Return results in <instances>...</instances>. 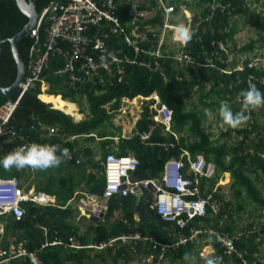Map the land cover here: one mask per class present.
I'll return each mask as SVG.
<instances>
[{
	"label": "trees",
	"instance_id": "trees-1",
	"mask_svg": "<svg viewBox=\"0 0 264 264\" xmlns=\"http://www.w3.org/2000/svg\"><path fill=\"white\" fill-rule=\"evenodd\" d=\"M202 3L196 5L195 10L191 4L189 7L195 11L192 20V38L188 40L185 51L195 59V63H187V69L182 68V63L178 60L165 57L160 58V63L165 75L160 71H155L145 65V61H154V56L141 52L137 55L138 64L128 65L124 79L121 83L118 81L112 84L111 81L104 86L99 84V76L96 77V83L90 85H78L75 88L70 85V80L66 74L57 73L63 65L62 58L50 56L48 65L45 68L41 80L37 81L34 86L29 88L22 96L17 109L10 121L16 129L29 136L31 142L50 143L57 138L53 136L46 137V126H58L62 133L69 136L80 135L87 143H96L98 141V152L88 145H81L79 141L74 143L60 142L62 150L64 147H77L80 153H84L83 163L68 162L66 157L60 165L52 166L47 169H37L38 175L41 176L42 183L38 190L45 191L49 194L56 195L58 206L36 207L31 203H25L27 214L21 220L9 217L6 227V239L3 246L9 245V237L16 240H26L27 247L30 250L39 251L40 264H100L111 261L112 264H121L122 261H131L133 254L144 253L149 255L153 252L152 243L145 246L139 244L136 251L132 252L131 247L121 246L117 249L110 248L106 253L97 252L91 255V244L103 245L109 240L129 235L134 231H141L143 235L154 236L160 242H172V239L179 235L190 236L195 228L202 229V233L198 236L200 239L208 238L209 242L215 247L216 254L226 264H264L260 262L256 256L259 253V246L264 243V222H261L256 230L243 233L236 232V226L233 220V205L225 200L222 187L216 194V198L224 201L223 208L214 213L208 208L207 216H199L188 221L184 229H180L176 222L162 220L150 204L142 205L138 198L134 195L123 197H111L109 200L108 213L104 222L99 221L96 226H92L87 232L81 233L73 220L78 214V210L73 209L66 204L76 197L77 189L90 194L103 195L106 177H105V160L109 153H116L119 156L133 154L136 156L140 164L134 172L140 179H147L151 176L158 177L161 175L166 161L180 157L183 150L189 151L193 156L202 154L208 162L215 164L217 173L212 178L200 177V187L207 193L213 191L218 179L222 173L229 172L232 177L231 187L237 197L243 198L244 194L255 204L264 210V196L257 185L258 182L264 183V130L260 123L255 119L254 124L250 127L237 128L228 125L223 121L225 129L224 135L231 136L234 131L242 136L238 144L229 146L227 143L216 144L212 139V134L203 125L206 114L197 109H188V97L191 94L195 84H202L196 75L195 66L198 61L205 62L209 56H214L216 52L223 55V62L215 57L217 68L201 67L199 70L206 69L210 73L208 77L211 82V88L207 95L201 96V101L207 104L204 99L211 94L220 96L229 102L228 105L234 111H241L243 101L239 98L243 97V90L255 84L261 90H264V84L260 81L264 75V70H256L250 68L247 58L245 65L246 70L243 72L234 71L227 73L229 63L226 62L227 56L223 54L219 44L224 43L231 51V42L236 34L235 23L232 18L243 12L244 0H201ZM53 0H36L37 10L40 13L49 6ZM208 2H220L228 6L226 11L221 8L217 10L215 18L211 21L197 26L201 14L207 16L209 10L205 4ZM176 15L180 11L181 0H172ZM205 3V4H204ZM203 4V5H202ZM152 8H157L156 2L151 3ZM198 8L201 10L198 12ZM155 19H148L146 23L153 24L155 27L162 25V12L157 9ZM124 24L129 22L126 13L122 14ZM179 22H175L179 24ZM29 22V18L20 10L16 0H0V86L10 87L17 77V65L13 56L12 46L9 41L11 37L16 35ZM264 28V24L260 23ZM49 23L46 21L42 24L39 36L40 45L46 40ZM151 37L158 43V37ZM264 40V37L262 38ZM36 38L32 35L25 37L19 44L20 53L28 68L30 60L31 48L35 45ZM215 42L216 44H213ZM255 42L242 48V51H253ZM118 45L122 44V38H119ZM141 47L145 50L152 49L150 43L143 42ZM234 48H236L234 46ZM233 48V50H234ZM232 52V51H231ZM167 54V52H164ZM169 54L175 55L176 51H170ZM131 56H134L131 50ZM235 62V61H234ZM237 62V61H236ZM235 62V63H236ZM183 63V64H184ZM187 71V72H186ZM254 76L253 79H249ZM49 85L48 93L51 97L61 98L62 100H70L82 106L85 99L88 104V114L86 119L75 122L72 116L57 107L56 100H44L39 98L42 94V85ZM46 90V89H45ZM159 92L162 101L173 110L172 130L173 132H164V126L157 125L152 120V113L149 107H144L141 117L138 119L133 131L132 137H123L122 128L117 127L113 123V119L121 107L124 97L135 98L137 96L149 97L153 92ZM20 92L7 97L0 93V108L9 100H17ZM140 98H137L131 104L135 109L140 107ZM151 103V102H150ZM219 103V102H216ZM214 102V104H216ZM219 105V104H218ZM80 112L84 113V109L80 107ZM135 112V111H134ZM220 118L222 115L220 114ZM157 125V126H156ZM154 127L149 142L141 141V134L150 131ZM188 126L191 134L196 139L189 142L182 134L185 127ZM114 130H113V129ZM263 130V131H262ZM175 133L178 135L176 138ZM130 135V134H128ZM116 137L119 141H116ZM173 143L174 146L165 148L164 143ZM17 144L0 138V158H3L10 151L14 150ZM100 155L99 163H96L97 155ZM89 167H98L101 173H87ZM35 169L26 166L18 169L15 166L5 168L0 164V178H19L22 175L30 177L29 171ZM57 170L58 174H48L51 170ZM254 175V178L251 177ZM208 180L211 183L208 184ZM24 185V183H23ZM28 187V186H27ZM30 188V187H28ZM83 188L87 190L84 191ZM140 204V205H139ZM66 207V208H64ZM140 209V210H138ZM144 212H138L142 211ZM239 210H244V206H239ZM117 211L122 216L116 220ZM136 215L140 216V220H136ZM263 214H260L261 219ZM186 218V215L183 216ZM208 228H207V227ZM48 229V236H45V230ZM206 227V228H205ZM212 227V228H209ZM252 223L250 228H254ZM209 230H215L220 233H229L230 235H239L236 241L237 249L245 253V259L234 254L233 259L226 255L225 249L218 242L216 234L210 235ZM173 231V235H169ZM91 233V234H90ZM74 237L81 242L84 248L72 249L70 238ZM263 237V238H262ZM61 239V243L53 242L47 248L42 249V245L50 239ZM258 238H262L260 244L256 243ZM174 241V240H173ZM198 242V241H197ZM196 240L182 245L177 250H171L165 253V259L170 258L172 262L185 261L193 249L196 247ZM152 248V249H151ZM160 251V250H159ZM159 251H155L158 260ZM199 260L206 264V258L198 256ZM15 262L14 264H16ZM24 264H30L24 262Z\"/></svg>",
	"mask_w": 264,
	"mask_h": 264
},
{
	"label": "built area",
	"instance_id": "built-area-1",
	"mask_svg": "<svg viewBox=\"0 0 264 264\" xmlns=\"http://www.w3.org/2000/svg\"><path fill=\"white\" fill-rule=\"evenodd\" d=\"M153 1L156 2L157 8L151 7ZM171 1L53 0L40 13L37 28L31 33L36 38V42L30 51L28 68L24 82L21 84V93L17 100H9L0 108V138L17 144L15 149L32 143L29 140V136L16 129L11 125L10 121L24 93L34 86L37 81L41 80L50 56L62 58L64 63L57 73L66 74L70 80V85L74 88L87 82L96 83L97 76H99V84L104 86L109 80L112 84H115L116 81L121 83L127 66L138 64L137 55L141 52L148 53L154 56L155 59L154 61H145L139 64L155 71H160L162 75H165V73L162 69L160 58L171 57L179 62L195 63V59L184 50L188 41H182L176 35L177 24L172 20V17L178 18L175 13L177 6L172 5ZM192 3L195 4L194 8H196V5L202 3V1L181 0L179 6V13L186 15L188 20L186 25L190 26H192V20L195 15V11L189 7V4ZM205 7L209 10V14L207 16L201 14L197 26L214 19L217 10L220 8L223 11L228 9V6L220 2H208ZM157 9L162 12L163 22L162 25L155 27L153 24L146 23V21L156 18ZM197 11L200 12L201 10L198 8ZM123 13H126L129 18V22L126 24L122 21ZM46 21L49 23V28L42 47L40 45L39 31L42 24ZM129 28L131 29L130 34L127 32ZM123 34H125L126 45L134 50V56L127 53L124 46H111L108 42L111 36H121ZM151 34L154 37H158L156 45V40L151 37ZM169 36L175 42H182V51L175 55L169 54L171 50L166 42ZM143 42L150 43L152 49H143L141 47ZM213 44L216 43L213 42ZM219 46L224 54L228 53L227 45L220 43ZM164 52H167V54ZM214 56H217V60L224 61L223 55H220L219 52H216ZM214 56H209L205 62H197L195 66L197 74L198 69L201 67H218ZM262 63H264V56H259L252 59L248 66L258 70L264 69V66H260ZM245 68L244 64H238L234 70H243ZM231 72L228 71V73ZM151 99L155 100L153 104H150V108L156 110L154 120L157 123L164 124L166 131H171L172 109L162 103L159 94L156 92L151 97L146 98L148 101ZM246 113L250 114L249 119H251L249 108H247ZM47 130H49L50 135L60 136L63 142H71L75 139L73 136L61 135L60 128L57 126L48 127ZM151 135V131L144 132L141 134V140L146 143ZM47 144H55L58 149L62 147V143L59 141H52ZM163 146L168 149L173 144L165 143ZM67 148H69L71 153L70 158L67 157V159L80 162L77 148L70 146ZM186 155L191 164L188 172L193 174L194 178H190L183 172L185 162L182 159H170L165 163L160 179L150 178L143 180L135 178L132 174L138 169L139 159L133 156H117L114 153H110L106 158V188L104 194L103 196H93L92 200L103 207H107V202L111 197L125 196L130 193H140L139 195L142 196L144 195V189H151V184H153L160 193L153 207L164 221L176 222L180 229H184L188 221L196 216H207L209 207L214 213H218L225 205L222 199L216 198L222 181L220 180L216 184L212 192L207 193V188L203 190L200 187L201 180L197 174V172H200V175L212 177L215 173V167L208 165L207 169L206 160L201 155L196 158L190 157L188 152H186ZM4 187L10 188V190H6ZM173 188L179 194L171 193ZM194 197L198 198L195 199ZM24 202L44 206L53 204L55 198L35 188L27 189L19 178H0V215L13 214L20 220L26 214V209L23 207ZM178 204L179 207H177ZM183 215H186L187 219H184ZM202 231L200 228H195L192 235H179L177 239L173 238L171 243L160 242L154 236H144L140 231H134L129 235L111 239L103 245L96 246V248L107 250L118 243L121 246L131 247L136 250L140 243L149 242L152 243L153 250L159 251L160 249L161 254L158 261H156L154 255L145 258L147 264H162L167 251L177 250L190 241L196 240V242H199L200 238L198 236ZM4 233L5 226L0 221V242H2ZM208 233L210 235L216 234L217 240L225 249L224 253L226 255L232 256L237 253L240 258L245 259V253L240 252L236 246V241L240 235H230L229 233H220L215 230H209ZM169 235H173V231L168 233V237ZM71 241H75L74 238H71ZM55 243H59L58 240ZM74 245H76V242ZM80 247L77 244V248ZM21 259L29 261L30 264L40 263L37 254L27 248L26 241L11 242L8 247L0 244V264H11ZM226 263L223 260V264ZM245 264H248L246 260Z\"/></svg>",
	"mask_w": 264,
	"mask_h": 264
},
{
	"label": "rangeland",
	"instance_id": "rangeland-1",
	"mask_svg": "<svg viewBox=\"0 0 264 264\" xmlns=\"http://www.w3.org/2000/svg\"><path fill=\"white\" fill-rule=\"evenodd\" d=\"M193 6L192 8L195 9V4H191ZM193 12V11H192ZM178 18L172 17V20L174 22H178L179 19L182 21L180 23L186 24L187 17L185 14L179 13ZM232 22L235 23V29L236 34L234 36V40L231 42V51H228V56L231 58V60L234 59L236 64H242L247 58H254L259 56H264V40L262 38L264 37V28L260 26V23L264 24V0H244L243 5V12L237 16H234L232 18ZM168 44V48L171 51L180 52L182 47V42H175L174 39H171L169 36L166 40ZM255 42V49L253 51H242V48L252 44ZM230 45H227V48ZM234 46L236 48H234ZM234 48V50H233ZM184 70L187 69V64L181 65ZM260 66H264V63H262ZM187 72V71H186ZM196 77L202 81V84H195L193 90L191 91L190 96L188 97V109H197L198 111H202L206 115L203 121V125L205 128L211 132L212 139L216 144H222L227 143L229 146H232L234 144H238V142L242 139V136L238 134V132L234 131L231 136L224 135L223 132H225L226 127L224 128L223 125V119L220 118L221 114V107L223 104H229V102L225 99H222L220 96L211 94L208 97L204 99V101L207 104H204L201 101L202 95H207L211 88V82L209 81L208 77H210V73L206 71V69L199 70V74L196 75ZM48 98V97H44ZM50 100V99H45ZM66 103L58 100L57 101V107L61 108L66 113L70 114L68 111L73 108V111L79 114L78 111V105L74 102L66 99L63 100ZM214 102H219L214 104ZM74 103V104H72ZM219 104V105H218ZM76 106V107H75ZM82 109H84V113H81L78 119L71 115L73 120L75 122H79L81 120H84L87 117V114L89 112L88 110V104L86 100L82 101V106H80ZM123 108H124V114H120L121 116L118 118L117 116L114 117L113 123L115 126H120V123L125 124V129L122 131L123 136H127L128 134H131L133 131L131 130L133 127V116L135 115L136 109L130 102H124L123 101ZM79 113H78V112ZM253 113L254 118L248 119L247 121H244L241 123V125L237 126V128H245L248 127L251 123L252 119H257V121L260 123L264 130V105H258L253 107ZM132 123V124H130ZM113 129V128H112ZM114 130V129H113ZM262 130V131H263ZM189 142L196 139V137L191 134V131L189 130L188 126L185 127L183 133H182ZM131 136V135H129ZM80 140L81 143H85V140L83 137H81ZM117 141V140H116ZM98 142V141H97ZM94 149L98 152V143H95ZM100 159V155L98 154L96 157V160ZM97 173H101L99 168L95 170ZM53 173L54 175H57V170H51L48 174ZM30 177L27 178V175H22L21 180L23 181L25 187H36L39 188V186L42 185L40 182L41 176L38 175L37 169H32L29 171ZM251 177L254 178V175L251 174ZM224 180L221 182L224 186L221 189V192H223V195L225 196V200L227 202H230L233 205V220L236 226V232L237 233H243V231L246 229L247 231H254L256 228L259 227L261 222H264V216L261 219L260 214L262 213L264 215V210L259 205L252 202L250 199L246 197L244 194L243 198L237 197L234 193L232 185V179L230 176V173L224 175ZM211 183L210 180L207 181ZM257 185L262 191V195L264 196V183L258 182ZM86 189V188H83ZM85 191V190H84ZM77 197L76 199H78ZM88 198H85L84 200H87ZM146 201L143 198L139 199V202ZM94 202V201H93ZM88 209L85 211L86 214L90 213L91 211H94V207L89 205V202H87ZM244 206V210H239V206ZM146 206V205H145ZM79 217L83 214L82 211H79ZM108 213L107 207H102L100 214H97V216L93 215L92 218L88 219H81V221H77L76 219L73 220V223L75 226L78 227L81 233L87 232L92 226L98 225V220L104 222L106 219V215ZM122 216V213L117 211L116 213V220ZM138 215H136L137 218ZM254 223L255 227L250 228V225ZM207 227V226H206ZM205 227V228H206ZM208 228V227H207ZM212 228V227H209ZM91 234V233H90ZM263 238V237H262ZM262 238H258L256 240V243L260 244L262 242ZM196 247L193 249L192 253L188 256V258L185 261H176L172 262L170 258H167L165 261V264H204L199 260L198 256H202L204 258H207L209 256H215L216 250L215 247L212 245V243L209 242L208 238H203L199 242H196ZM258 260L260 262L264 263V243H261L259 246V253L256 254ZM100 264H112L110 260L107 262H103ZM121 264H147V261L143 257L142 254H133V259L129 262L122 261Z\"/></svg>",
	"mask_w": 264,
	"mask_h": 264
},
{
	"label": "clouds",
	"instance_id": "clouds-1",
	"mask_svg": "<svg viewBox=\"0 0 264 264\" xmlns=\"http://www.w3.org/2000/svg\"><path fill=\"white\" fill-rule=\"evenodd\" d=\"M175 31H176V35L182 40V41H188V40H190L191 38H192V35H193V32H192V29H191V26L190 25H186V24H184V23H179V24H177V26H176V29H175ZM127 32L130 34L131 33V29L129 28V29H127ZM30 36V35H29ZM119 38H122V44L123 45H118V42H119ZM125 34H123V35H121V36H111L109 39H108V42H109V44L111 45V46H116V47H125V51L127 52V53H129L130 55H131V50L133 51V54H134V50L132 49V48H129L127 45H126V43H125ZM188 43V42H187ZM185 48L186 47H184V50H185ZM170 49H171V47H170ZM182 47H181V51H182ZM178 52H176V54H177ZM224 54V53H223ZM226 56H227V58H225V60H226V62L227 63H229V67L227 68V70H223L224 72H227L228 73V71H232L231 73H233L234 71H239V72H244L245 70H246V68L245 69H243V70H234L237 66H238V64H236L235 62H234V59L233 60H231V58L228 56V53H226L225 54ZM255 58H257V57H254V58H250V62L252 61V59H255ZM246 61V60H245ZM245 61L242 63V64H244L245 65ZM182 64L184 63V62H181ZM249 64V63H248ZM245 67H247V65H245ZM26 70H27V67H26ZM256 70H258V69H256ZM259 70H264V69H259ZM196 71V70H195ZM198 71H199V69H198ZM253 77L254 76H250L249 77V79H253ZM263 78H264V75L262 76V78L260 79V81L264 84V82H263ZM90 83L91 82H87V83H85L84 85H90ZM45 85H47V83H43V85H42V94H45V93H48V90H46L47 92H45V89H44V86ZM18 92H20L21 93V88H20V90L18 91ZM156 93H158L159 94V92H157V91H155ZM155 92H153V93H155ZM153 93L149 96V97H151L152 95H153ZM42 94H40L39 95V98H40V96L42 95ZM49 94V93H48ZM50 95V94H49ZM159 96H160V94H159ZM149 97H143V96H137V97H135V98H133V99H131V98H128V97H124L123 99H122V103H121V107L118 109V111H117V114L115 115V116H121L120 114H124V111H122V110H124V108H123V101L124 102H130V103H132V102H134L137 98H140L141 100H140V107L138 108V109H136V111H135V115L133 116V122L132 123H134L133 124V127H132V131H134V128H135V126H136V123H137V121H138V119L141 117V113L143 112V110H144V107H149V109H150V111H151V113H152V120H154V114L156 113V110H154V109H151L150 108V104H153L154 102H155V100L154 99H151V100H146V98H149ZM243 97L244 98H242V97H240L239 98V100L240 101H243V108L244 109H242L241 111H234L233 109H232V107L230 106V105H228V104H223L222 105V107H221V115H222V118H223V121L224 122H226L228 125H230V126H232V127H237V126H239V125H241V123L242 122H244V121H247L248 119H249V115L250 114H247L246 112H247V108H249L250 109V112H251V118H254V113H253V107H255V106H258V105H264V90H261L260 88H258L255 84H252L249 88H247V89H245V90H243ZM160 98H161V96H160ZM41 99V98H40ZM42 100V99H41ZM42 101H44V100H42ZM161 101H162V98H161ZM44 102H46V101H44ZM151 102V103H150ZM162 103H164L163 101H162ZM165 104V103H164ZM167 105V104H166ZM160 106V105H159ZM173 111V110H172ZM65 112V111H64ZM206 115H209V114H206ZM155 121V120H154ZM254 119H252L251 120V123L250 124H254ZM131 123V124H132ZM155 123L157 124V125H160L161 123H157V121H155ZM249 124V126L248 127H250L251 128V125ZM156 125V126H157ZM162 126H164V132H168V131H166L165 130V125L164 124H161ZM48 127H51V126H46L45 127V129L47 130V128ZM58 127V126H57ZM154 128H155V126L153 127H151V129H150V131L152 132L153 130H154ZM60 132H61V130H60ZM149 132V131H148ZM169 132H173V130H172V123H171V131H169ZM61 135H64L65 133H60ZM66 136H69V135H67V134H65ZM131 136H129V135H127V136H123V137H132V135H133V132L130 134ZM44 136H46V137H49V136H53L54 138H57L55 141H59L60 142V140H61V142H63V140H62V138L60 137V136H57V135H50V132H49V130H47V134H45ZM73 137H75V139L74 140H72L71 142H69V143H74L75 141H77L79 138H81L82 136H80V135H72ZM72 136H69V137H72ZM175 136H176V138H178V135L175 133ZM151 138V137H150ZM115 139H117V142L119 141V138L118 137H116ZM150 140V139H149ZM54 141V140H53ZM142 141V140H141ZM143 142V141H142ZM149 142V141H148ZM51 143V142H50ZM96 143H98V142H96ZM143 143H145V142H143ZM147 143V142H146ZM165 144V143H164ZM164 144H162V146L164 145ZM166 144H169V145H171V144H173V143H169V142H167ZM173 146H174V144H173ZM72 148H77V147H72ZM77 150H78V152L80 151L79 150V148H77ZM186 152H188V153H190L189 151H187V150H183V153L180 155V157H174V158H172V159H182L184 162H185V167L183 168V172L186 174V175H188L190 178H194V175L193 174H189V172H188V170H189V168H190V161H189V158H188V156L186 155ZM112 153H114V152H112ZM110 154V153H109ZM114 154H116V153H114ZM117 155V154H116ZM198 155H201V156H203L202 154H198ZM198 155H196V156H193L191 153H190V157H192V158H196ZM70 156H71V153H70V150H69V148H67V147H64L62 150H59L58 151V146L57 145H55V144H45V143H39V142H32L31 144H29V145H24V146H19L18 148H16V149H14V150H12V151H10L8 154H6L3 158H0V164H2L5 168H11L12 166H15L16 168H18V169H23V168H25L26 166H31V167H34V168H39V169H47V168H49V167H52V166H58V165H60V163L62 162V160L66 157V160L68 161V162H75V163H77V164H81V163H83V158H84V153H80L79 152V160H80V162H77V161H70V160H68L67 159V157H69L70 158ZM117 156H119V155H117ZM125 156H133V157H135V158H137L136 156H134L133 154H129V155H125ZM204 157V156H203ZM107 158V157H106ZM138 159V158H137ZM206 160V159H205ZM167 162V161H166ZM208 165H211V166H214L215 167V164L214 163H212V162H208L207 160H206V168L208 169ZM135 172V171H134ZM132 173L133 174V176L135 177V178H138V179H140L139 178V176H137L135 173ZM216 173H217V169H216V167H215V173H214V175L212 176V177H214L215 175H216ZM229 172H225V173H222L221 174V177L218 179V182L221 180V181H223L224 180V175H226V174H228ZM197 174H198V176H200V177H205V178H212V177H207L206 175H200V172H197ZM161 175H162V173H161ZM161 175L160 176H158V177H154V176H151V177H149V178H147V179H150V178H156V179H160L161 178ZM230 176H231V173H230ZM105 177H106V160H105ZM231 179H232V177H231ZM143 180H146V179H143ZM217 182V183H218ZM152 185V188L151 189H144V195H139V194H135V193H130V194H128V195H134V196H136L137 198H138V200L139 199H141V198H143V200L145 199L146 201L144 202V201H142V205H147V204H150V207L152 208V209H154L155 210V212L157 213V215H159L158 214V212H157V210L153 207V205H154V203L156 202V200H157V197H158V194H160L159 193V191H157V189H156V187L153 185V184H151ZM224 185L223 184H221V187H223ZM30 188H35L36 190H38L36 187H30ZM105 188H106V184H105ZM27 189H29L28 187H27ZM38 191H41V190H38ZM104 191H105V189H104ZM41 192H45V191H41ZM46 194H48V195H50V196H53L54 198H55V202L53 203V204H50V205H44V206H37V205H35V204H33V203H31V202H24L23 203V207L26 209V214H27V212H28V210H27V207H25V203H31L33 206H36V207H46V206H58V200H57V197H56V195H52V194H49V193H47V192H45ZM171 193H173V194H179L174 188L173 189H171ZM104 194V193H103ZM93 196H103V195H97V194H90L89 193V195L87 196V200H84V198H85V192H83L81 189H77V191H76V197L73 199V200H71L70 202H68L66 205L67 206H71L73 209H76V210H78V214H77V216L75 217V219L77 220V221H81V219H85V218H88V219H90V218H92V216L93 215H95V216H97V214H100V211H101V208L103 207V206H101V205H99V208H100V211L99 210H97V209H95L94 208V211H91V209H90V213H88V215L86 214V210L88 209L87 207L85 208V207H82V206H87V203H86V201L87 202H89V205L90 206H92V203L91 202H93V200H92V197ZM125 196H127V195H125ZM151 196H154L152 199H151ZM77 197H79L78 199H76ZM117 197V196H116ZM119 197H123V196H119ZM195 199H197L198 197H194ZM110 200V199H109ZM99 204V203H98ZM140 205V204H139ZM107 207L109 208V201L107 202ZM173 207H174V205H173ZM177 207H179V204H178V206ZM177 207H175V208H177ZM64 208H66V207H64ZM91 208H93V206L91 207ZM79 211H82L83 212V214L79 217V214H80V212ZM139 213H140V211H138ZM25 214V215H26ZM25 215L22 217V218H24L25 217ZM183 216H185V215H183ZM9 217H13L14 219H16V220H18L13 214H4V215H0V221L1 222H3L4 223V226H5V233H4V235H3V239H2V242H0V244L3 246V241L6 239V227H7V222H8V219H9ZM159 217H160V215H159ZM196 217H199V216H196ZM195 217V218H196ZM21 218V219H22ZM136 218V217H135ZM161 218V217H160ZM184 218V217H183ZM20 219V220H21ZM162 219V218H161ZM184 219H187V216H186V218H184ZM194 219V218H193ZM192 219V220H193ZM136 220L137 221H139L140 220V216L138 215L137 216V218H136ZM163 220V219H162ZM191 221V220H190ZM98 222H99V220H98ZM43 229L45 230V236H48V229L47 228H44L43 227ZM141 232V231H140ZM240 235V234H239ZM144 236H146V235H144ZM149 236H151V235H149ZM72 238H74V237H72ZM56 240H58V242L59 243H61V239H59V238H56V239H54V241L52 240V241H50V239H48L43 245H42V249H44V248H47L49 245H50V243L51 242H53L54 244H58V243H55V241ZM74 240L75 241H71V238H70V242H71V248L72 249H80V248H84V246H82V244H81V242L80 241H78V239H75L74 238ZM18 241H26V240H18ZM11 242H17V240H16V238H13V237H9V245H10V243ZM75 242H76V245H74L75 244ZM167 243H171V242H167ZM77 244H79L81 247L80 248H77ZM140 244H142L143 246H145V245H147L148 244V242L147 243H140ZM8 245V246H9ZM26 245H27V241H26ZM8 246H4V247H8ZM96 246H99V244L98 245H96V244H91L90 246H88L89 248H92V252H91V255H95L97 252H100V253H106L107 252V250L108 249H110V248H108L107 250H101V249H98V248H96ZM118 247H121V245L120 244H116L115 245V247H114V249H117ZM28 248V247H27ZM111 248H113V247H111ZM137 249V248H136ZM152 249V248H151ZM30 250V249H29ZM160 250V249H159ZM31 251H33V252H35L36 254H37V257H38V259H39V255H38V253H39V251H35V250H31ZM156 250H153V252H155ZM171 250H169V251H167V252H170ZM132 252L134 253V252H138V251H136V250H132ZM150 253L149 255H146V254H144V253H140V254H142L143 255V257L144 258H148L150 255H154L155 256V259L157 258L156 256V254L155 253ZM166 252V253H167ZM160 254H161V250L159 251V255H158V258H159V256H160ZM234 254H237V253H234ZM234 254L232 255V256H229L230 257V259L232 258L233 259V256H234ZM217 254L215 255V256H209V257H207L206 258V264H223V255H220L221 257H219V258H217ZM167 259H163V261H162V264H165V261H166ZM39 261H40V259H39ZM156 261H158L157 259H156ZM224 261H225V258H224ZM15 262H17L16 264H24V262H29V261H27V260H25V259H21V260H16V261H14V262H12L11 264H14ZM248 262V261H247ZM40 263H41V261H40ZM39 263V264H40ZM244 264H245V261H244ZM249 264V263H248ZM256 264V263H255Z\"/></svg>",
	"mask_w": 264,
	"mask_h": 264
},
{
	"label": "water",
	"instance_id": "water-1",
	"mask_svg": "<svg viewBox=\"0 0 264 264\" xmlns=\"http://www.w3.org/2000/svg\"><path fill=\"white\" fill-rule=\"evenodd\" d=\"M20 10L29 18V22L16 35L9 39L14 59L17 65V77L13 85L10 87H1L0 93L10 97L12 94L18 92L21 84L24 82L26 73V63L20 53L19 44L25 37L31 35L32 31L37 28L40 14L37 10L36 0H16ZM140 210V209H138ZM144 212V210L140 211Z\"/></svg>",
	"mask_w": 264,
	"mask_h": 264
},
{
	"label": "crops",
	"instance_id": "crops-1",
	"mask_svg": "<svg viewBox=\"0 0 264 264\" xmlns=\"http://www.w3.org/2000/svg\"><path fill=\"white\" fill-rule=\"evenodd\" d=\"M44 89H46V90H48L49 89V85L47 84V85H45L44 86ZM45 90V92H47ZM44 97H48V98H44ZM40 98H42L43 100H45V99H50L49 101H52V100H56V101H58V100H60V101H62V102H64V103H66L65 101H63L61 98H54V97H51V95H49L48 93H45V94H42L41 96H40ZM85 100V99H84ZM75 103V102H74ZM74 103H72V104H74ZM76 104V103H75ZM74 104V105H75ZM77 105H78V103H77ZM76 107V106H75ZM78 107V111L80 112V106L78 105L77 106ZM59 108V107H58ZM61 109V108H60ZM77 111V112H78ZM71 115H73V116H75V117H79L80 115L82 116V114H81V112L79 113V114H77L76 112H74L73 111V108L72 109H70L69 111H68ZM118 118L120 117V116H117ZM78 119V118H77ZM86 119V118H85ZM114 120V119H113ZM82 121V120H81ZM131 124V123H130ZM115 125V124H114ZM117 127H121L122 128V131L125 129V124H123V123H120V126H117ZM80 140H83V139H81V138H79L77 141H79L80 142ZM117 140V139H116ZM81 143V142H80ZM97 144V143H96ZM81 145H86V147L88 146V145H90V147H92V148H94L95 147V143H81ZM97 162L96 163H99V161L100 160H96ZM96 169H98V167H89L88 168V171H87V173L88 174H90L91 172H93V173H97V172H95V170ZM84 190H87V189H84ZM89 195V192H85V198H87V196ZM84 198V199H85ZM92 203V205H93V207L95 208V209H97V210H99L100 211V208H99V204L97 203V202H91ZM73 223V222H72Z\"/></svg>",
	"mask_w": 264,
	"mask_h": 264
},
{
	"label": "bare ground",
	"instance_id": "bare-ground-1",
	"mask_svg": "<svg viewBox=\"0 0 264 264\" xmlns=\"http://www.w3.org/2000/svg\"><path fill=\"white\" fill-rule=\"evenodd\" d=\"M76 118H78V116L76 117ZM6 190H10V188H8V187H4Z\"/></svg>",
	"mask_w": 264,
	"mask_h": 264
},
{
	"label": "flooded vegetation",
	"instance_id": "flooded-vegetation-1",
	"mask_svg": "<svg viewBox=\"0 0 264 264\" xmlns=\"http://www.w3.org/2000/svg\"><path fill=\"white\" fill-rule=\"evenodd\" d=\"M154 196H151V199L153 198Z\"/></svg>",
	"mask_w": 264,
	"mask_h": 264
}]
</instances>
